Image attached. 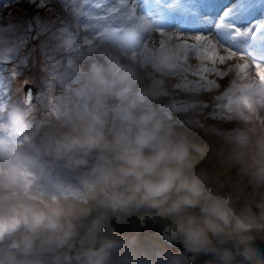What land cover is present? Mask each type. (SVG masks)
Masks as SVG:
<instances>
[{"label": "rangeland", "instance_id": "374dc122", "mask_svg": "<svg viewBox=\"0 0 264 264\" xmlns=\"http://www.w3.org/2000/svg\"><path fill=\"white\" fill-rule=\"evenodd\" d=\"M37 2L39 8L27 0H0V208H60L63 215L58 229L21 228L0 240V264H166L165 259L218 243L226 234L236 241L264 237V82L255 68L258 61L264 65V56L247 41L263 42L256 48L264 51L259 13L252 26L234 32L235 13L229 9L220 17L216 28L239 38L234 49H226L215 30L197 40L172 21L153 27L129 48L113 31L119 24L138 26V9L150 14L141 2ZM117 7L123 10L112 16ZM36 15L34 28L37 22L54 28L57 40L45 33L21 45L26 20ZM189 37L193 44L221 50L223 63L185 52ZM41 41L49 47L55 43L57 53L47 61L37 51L25 67L21 60ZM233 50L234 58L227 59ZM116 59L122 66L118 70ZM244 64L246 69L240 67ZM14 71L17 75L9 77ZM25 85L35 89L29 104ZM23 135L29 148L22 154L35 147L48 164H59L58 175L66 165L67 174L79 166L81 176L67 183L49 177L51 186L42 187L39 170L30 175L26 160L11 152ZM162 151L169 158L185 155L182 162L167 160L158 171L179 169L182 179L197 183L200 195L192 196L177 181L159 207L139 200L116 205L121 194L130 195L132 177L107 185L102 178H120L121 169L131 166L129 155L153 160ZM184 197L195 203L185 204ZM215 209L227 215V223Z\"/></svg>", "mask_w": 264, "mask_h": 264}, {"label": "clouds", "instance_id": "9594fccd", "mask_svg": "<svg viewBox=\"0 0 264 264\" xmlns=\"http://www.w3.org/2000/svg\"><path fill=\"white\" fill-rule=\"evenodd\" d=\"M184 153H173L169 158L166 152H161L153 160H144L139 155H129L127 163L131 166L121 169V177L105 175L102 180L105 185L122 184L127 182L128 177H132L133 183L129 184L130 195L126 197L121 194L115 199L116 205L127 204L133 200H139L142 204H149L152 207H159L166 198V193L173 188L178 187L187 189L192 196H198L201 189L195 181L189 183L186 179L181 178L179 169H172L164 167L163 171H158L161 165L169 159H175L177 162H182ZM153 176L158 177L153 179ZM55 202V198H53ZM183 202L187 205H193L195 201L191 197H184ZM179 207V202L174 205ZM262 209L261 218L264 219V205L260 206ZM221 219L227 223V215L218 209L214 210ZM63 211L60 208H50L49 211L36 210L24 205L15 206L7 210L0 208V240L6 236H10L18 232L21 228H27L30 231L37 229H58L61 227L60 218ZM96 264H101L97 261Z\"/></svg>", "mask_w": 264, "mask_h": 264}, {"label": "snow or ice", "instance_id": "6c2138e0", "mask_svg": "<svg viewBox=\"0 0 264 264\" xmlns=\"http://www.w3.org/2000/svg\"><path fill=\"white\" fill-rule=\"evenodd\" d=\"M21 0H17L20 3ZM30 5H35L39 8L40 2L37 0H27ZM181 3L185 6L183 14L180 12L174 13L172 21L175 25L183 26L182 30L187 33H192L193 37L197 40H203L204 36L209 31L215 30L218 33V38L225 44L226 49L229 45L235 48L239 38L233 37L229 32L221 31L216 28L217 22L220 17L224 15L225 11L231 9L235 15L231 17L235 31L236 27L247 28L250 27L256 20V14L259 13L260 17H264V0H181ZM7 7V5H6ZM38 15L31 17L26 20L27 23V35L21 36L20 44L27 45L30 40H38L41 35L47 33L48 39L52 42L57 40L55 35V29L52 27H41L37 22L34 28L33 22L38 20ZM209 19L211 23H209ZM261 27V25L259 26ZM192 37H189V48L185 49V52L191 50L195 53V58L202 59L205 62H216L223 63L225 56L223 52L213 45L207 43H201L199 45L191 43ZM243 42V41H241ZM39 51L40 56L43 60H50L57 53V45L55 43L49 47L45 42L41 41L39 45H34L26 56L21 60V63L27 67V57L32 56L33 53ZM246 53L241 52L240 56L243 58ZM235 51L233 50L232 55H229L227 59H233ZM242 69L248 67L247 64L240 66ZM255 68L257 69V76L262 82H264V65L259 61L256 62ZM2 79V77H0ZM25 90L31 92L28 85H25Z\"/></svg>", "mask_w": 264, "mask_h": 264}, {"label": "water", "instance_id": "95a60500", "mask_svg": "<svg viewBox=\"0 0 264 264\" xmlns=\"http://www.w3.org/2000/svg\"><path fill=\"white\" fill-rule=\"evenodd\" d=\"M34 95L35 89L31 92L25 90L27 102H31ZM164 262L166 264H261L264 263V238L236 241L226 234L218 243H205L199 248L178 254L173 260L165 259Z\"/></svg>", "mask_w": 264, "mask_h": 264}, {"label": "trees", "instance_id": "16d2710c", "mask_svg": "<svg viewBox=\"0 0 264 264\" xmlns=\"http://www.w3.org/2000/svg\"><path fill=\"white\" fill-rule=\"evenodd\" d=\"M152 78V77H151ZM154 79V78H153ZM219 103V102H218ZM220 104V103H219ZM134 138V137H133ZM36 160H37V158H38V155L36 156V157H34ZM77 161H79L78 159H77ZM65 165H63L62 166V173H64L65 172ZM76 168H79V166H75L74 167V171H73V176L75 177V179L78 177V176H81V171L80 170H78L77 172H76ZM103 168H105V169H107V170H109L110 171V169L107 167V164H103ZM87 172V170H83V173H86ZM67 175H71V174H65L64 176H67ZM261 238H264V237H261Z\"/></svg>", "mask_w": 264, "mask_h": 264}, {"label": "bare ground", "instance_id": "6f19581e", "mask_svg": "<svg viewBox=\"0 0 264 264\" xmlns=\"http://www.w3.org/2000/svg\"><path fill=\"white\" fill-rule=\"evenodd\" d=\"M164 22H165L164 19L158 18V19H157V22H156V25L159 24V23H164ZM148 27H150L149 24H148ZM122 35L125 36L126 33H125V32H122ZM134 37H135V35H133V38H134ZM125 38H126V36H125L123 39H125ZM263 87H264V86H263Z\"/></svg>", "mask_w": 264, "mask_h": 264}]
</instances>
